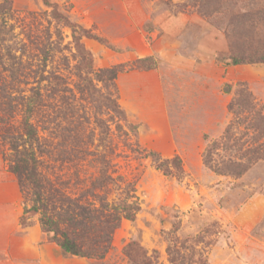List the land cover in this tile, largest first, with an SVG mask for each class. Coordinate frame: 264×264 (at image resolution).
<instances>
[{
    "label": "rangeland",
    "instance_id": "rangeland-1",
    "mask_svg": "<svg viewBox=\"0 0 264 264\" xmlns=\"http://www.w3.org/2000/svg\"><path fill=\"white\" fill-rule=\"evenodd\" d=\"M0 6L8 10L0 13V264H130L124 249L132 242L157 256L155 264H171L170 245L184 240L188 248L198 238L210 243L195 246L196 258L202 253L208 264H264V159L250 157L240 177L218 175L204 163L208 145L233 121L229 105L240 89L264 106V62L225 64L245 45L233 35L238 18L249 49L264 52V0H0ZM149 57L156 69L133 68ZM114 68L122 71L108 89L100 80ZM29 106L33 146L24 130ZM12 142L33 147L38 175L57 203L98 204L92 195L83 199L92 191L115 204L127 184L135 187L141 210L134 221H121L104 258L64 254L42 229L41 215L24 213L32 196L11 171ZM150 152L164 160L179 156L184 177L165 175ZM102 163L124 179L105 193L92 188Z\"/></svg>",
    "mask_w": 264,
    "mask_h": 264
},
{
    "label": "trees",
    "instance_id": "trees-1",
    "mask_svg": "<svg viewBox=\"0 0 264 264\" xmlns=\"http://www.w3.org/2000/svg\"><path fill=\"white\" fill-rule=\"evenodd\" d=\"M7 11L6 6H0V13L3 14ZM234 22L237 28L233 31V35H238L240 41L242 40L245 45H242L240 48L243 49L238 52L235 50L236 54H232L225 64L236 66L247 63H263L264 52L254 51L248 47V33L243 28L245 20L241 22L238 18ZM245 48L248 49V52ZM133 68L146 71L156 69L157 64L149 57L138 60ZM121 71L122 68L110 69L108 76L100 81L105 83L108 89L115 87L114 81ZM87 87L91 91V87H93L91 81L87 82ZM226 92H231L229 85ZM106 100L108 109L121 116L122 112L118 104L110 98H106ZM229 111L233 114V121L220 141H213L208 145L204 153V163L218 175L240 177L247 171V160L250 157H255L256 160L264 159V106L257 105L250 91L247 88H242L229 105ZM30 113L31 106H29L24 120V130L27 141L33 146L37 140V132L29 121ZM241 128L244 129L245 134ZM243 135H250L249 140L242 142ZM11 146L15 152L11 171L17 177L22 193L30 192L32 196V205L24 204V213L41 215L42 229L52 241L57 243L64 254L82 258H104L112 247L113 234L119 228L121 221L123 219L134 221L141 210L139 199L135 195V187L132 184H127L125 195L115 204H109L104 196L95 195L92 191H89L83 199L92 195L96 197L98 204L89 202L82 204L80 203L82 199L79 201L58 200L59 203H57L53 192L48 190L46 183L38 175V159L33 147L20 150L15 142H12ZM220 151H224L226 156L221 158ZM146 156L151 157L157 169L165 175L178 179L184 177L185 170L179 156L167 160L161 159L158 154L153 152ZM123 181L122 176L111 175L107 166L102 163L99 175L92 183V188L105 193ZM21 222L25 224L24 217ZM180 225L178 222L175 229H179ZM201 243L210 245L202 238L192 240V246L188 248L184 240L177 242L174 246L170 245L167 248L170 263L208 264L207 258L202 253H199L196 258L198 251L195 246ZM137 248L139 245L132 242L124 249L130 264H155L153 260H157V256L150 258L146 256L144 250H136ZM183 250L188 251L183 252Z\"/></svg>",
    "mask_w": 264,
    "mask_h": 264
}]
</instances>
